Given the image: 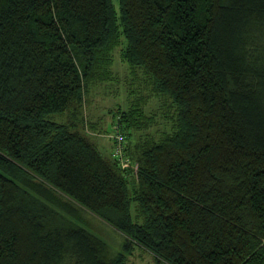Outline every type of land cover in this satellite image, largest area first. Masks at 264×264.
Returning <instances> with one entry per match:
<instances>
[{"label":"trees","instance_id":"1","mask_svg":"<svg viewBox=\"0 0 264 264\" xmlns=\"http://www.w3.org/2000/svg\"><path fill=\"white\" fill-rule=\"evenodd\" d=\"M110 82L107 156L85 109ZM135 248L264 264V0H0V264H128Z\"/></svg>","mask_w":264,"mask_h":264},{"label":"rangeland","instance_id":"2","mask_svg":"<svg viewBox=\"0 0 264 264\" xmlns=\"http://www.w3.org/2000/svg\"><path fill=\"white\" fill-rule=\"evenodd\" d=\"M113 71L114 74L119 77H126L128 72V66L122 62L117 50L115 51V64L113 65ZM112 83L113 82H110L109 84H101L92 89L90 105L85 109L87 115L86 119L88 120L85 131L91 135V141L98 145L107 156L110 155L112 149L113 137L111 134L112 130L110 129L108 131L106 128L108 122H110L113 116L110 109L114 110L115 107H117L115 105H117V102L120 100L118 99V96L123 94V87L120 82H117V85ZM116 88L119 93H117L118 96H115L114 90ZM90 120L93 128H91V125L89 126ZM80 213L86 221L89 230L107 242L110 245L112 252L116 253L121 250L122 238L118 231L109 227L106 222L102 221L95 215L84 210H81ZM155 261L156 260L152 254L141 248H135L132 255L128 256V264H157Z\"/></svg>","mask_w":264,"mask_h":264}]
</instances>
